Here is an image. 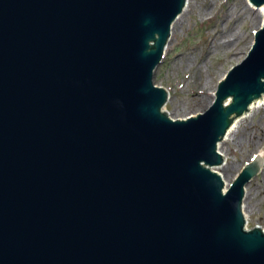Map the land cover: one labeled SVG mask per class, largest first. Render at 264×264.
Returning a JSON list of instances; mask_svg holds the SVG:
<instances>
[{"label":"water","instance_id":"water-1","mask_svg":"<svg viewBox=\"0 0 264 264\" xmlns=\"http://www.w3.org/2000/svg\"><path fill=\"white\" fill-rule=\"evenodd\" d=\"M188 0H0V264H264L213 167L264 96V23L203 113L155 83ZM256 8L264 0H249Z\"/></svg>","mask_w":264,"mask_h":264},{"label":"rangeland","instance_id":"rangeland-1","mask_svg":"<svg viewBox=\"0 0 264 264\" xmlns=\"http://www.w3.org/2000/svg\"><path fill=\"white\" fill-rule=\"evenodd\" d=\"M189 2V11L175 28L176 34L171 35L155 72L156 85L170 94L164 110L172 119L195 116L212 105L219 82L246 58L256 31L262 27L257 26L258 15L249 0ZM198 91L202 97L195 96ZM237 121L233 134H237L236 140L232 135L228 145L224 141L219 145L224 165L212 168L222 175L227 187L264 146V100ZM262 161L260 173L246 187L244 214L248 229L258 226L264 230V152Z\"/></svg>","mask_w":264,"mask_h":264},{"label":"bare ground","instance_id":"bare-ground-1","mask_svg":"<svg viewBox=\"0 0 264 264\" xmlns=\"http://www.w3.org/2000/svg\"><path fill=\"white\" fill-rule=\"evenodd\" d=\"M248 1V0H247ZM250 2V1H249ZM189 0L187 1V5H186V7H185V9H184V11H183V13H182V15H180V17H178V19L174 22V24H173V26H172V30H171V35H175L176 34V32H177V30L175 29L177 26H178V24H179V22H180V20L182 19V17H183V15L186 13V12H188L189 10H188V8L190 7V5H189ZM251 6H252V9L253 10H255L256 12H257V15H258V21H259V23H258V28L259 27H261L262 26V24L264 23V5L262 6V7H260V8H256L255 6H253L252 4H250ZM210 15V14H209ZM181 25H183V24H181ZM222 42V41H221ZM169 43V42H168ZM168 47V46H167ZM167 49V48H166ZM194 78V77H193ZM203 88H204V86H203ZM201 94L199 93V91L197 92V94H195V96H197V97H199ZM200 97H202V96H200ZM264 96L261 98V99H259V100H257L256 102H254L251 106H250V110H249V112L248 113H246L244 116H242V117H240V118H246L247 117V115L250 113V111H252L253 109H255L256 108V106H258L264 99ZM170 99V98H169ZM238 119H236L235 120V122L232 124V126H231V128L228 130V133H227V136L225 137V139L223 140L224 141V143H226L227 145L230 143V137L234 134V132H235V130L238 128V124H239V122L237 121ZM236 137H237V134L235 133V135H233V141H235L236 140ZM254 138H255V136H254ZM259 138V136L257 135V137H256V139H258ZM222 141V142H223ZM221 142V143H222ZM219 145H220V143H219ZM220 152V151H219ZM221 153V152H220ZM222 154V153H221ZM223 155V154H222ZM224 156V155H223ZM224 159H225V156H224ZM224 165V164H223ZM226 166V165H225ZM220 174V173H219ZM222 176V175H221ZM223 178V177H222ZM226 188H228L227 186H226ZM247 189V188H246ZM247 191V190H246ZM247 196V195H246ZM243 211H244V206H243ZM245 212V211H244ZM245 217H246V215H245Z\"/></svg>","mask_w":264,"mask_h":264}]
</instances>
